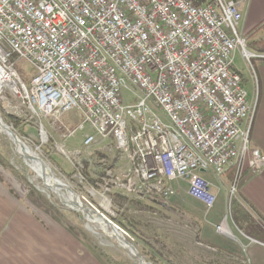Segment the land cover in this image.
Returning <instances> with one entry per match:
<instances>
[{"label": "built area", "instance_id": "obj_1", "mask_svg": "<svg viewBox=\"0 0 264 264\" xmlns=\"http://www.w3.org/2000/svg\"><path fill=\"white\" fill-rule=\"evenodd\" d=\"M240 20L238 0H0L1 93L53 121L77 110L83 123L62 126L66 137L89 125L84 148L113 141L125 162L107 174L115 189L166 199L184 190L209 210L204 173L233 169L234 191L246 172H264L250 145L256 101L233 67L237 51L252 58ZM19 60L36 69L28 87Z\"/></svg>", "mask_w": 264, "mask_h": 264}, {"label": "rangeland", "instance_id": "obj_2", "mask_svg": "<svg viewBox=\"0 0 264 264\" xmlns=\"http://www.w3.org/2000/svg\"><path fill=\"white\" fill-rule=\"evenodd\" d=\"M234 69L240 74L249 98L254 100L257 94L255 60L253 57L250 61L244 60L237 51ZM15 70L27 87L36 75L35 67L26 60H19ZM122 98L129 103L136 102L127 91ZM0 117L83 204L112 219L138 252L144 253L140 255L147 263L249 264L248 250L240 246L238 231L249 235L251 231L263 232L264 227L239 197L241 180L232 191L234 181L230 179L227 194L211 187L215 201L209 210L195 204L184 190L166 199L140 197L115 189L107 174L118 169L107 170L103 181L92 185L83 176V159L91 156L92 163L108 166L118 154L111 140H97L96 144L84 148V136L95 135L89 125L73 137H66L62 126L75 129L83 123L77 110L53 121L31 109L23 95L5 89L0 93ZM117 165L119 169L125 166L123 157ZM90 175L93 179L94 175ZM221 223L230 235L216 231ZM43 249L47 254H43ZM33 252L36 260L31 259ZM8 256L15 264H138L97 226L61 204L39 179L35 180L33 171L0 132V264H6L3 259Z\"/></svg>", "mask_w": 264, "mask_h": 264}, {"label": "crops", "instance_id": "obj_3", "mask_svg": "<svg viewBox=\"0 0 264 264\" xmlns=\"http://www.w3.org/2000/svg\"><path fill=\"white\" fill-rule=\"evenodd\" d=\"M238 11L241 20L236 28L237 35L241 39L247 37V49L251 52L256 64V109L250 145L264 154V0H238ZM206 175L208 176L206 177ZM202 176L211 184V187H216L218 192L227 194L230 187V175L227 172L220 178L210 172H206ZM217 181L218 184L215 183ZM238 192L239 197L250 207L254 218L264 227V172L258 176H251L246 172L238 185ZM187 197L195 204H200L189 196ZM224 231L225 234L230 235L227 228L224 227ZM251 232L246 235L238 231L240 234L239 244L248 250L246 258L249 264H264V231ZM28 252L30 255L29 249ZM43 254H47L44 249ZM31 255V259L36 260L35 253H31ZM3 261L6 264H15L12 257L9 256Z\"/></svg>", "mask_w": 264, "mask_h": 264}, {"label": "water", "instance_id": "obj_4", "mask_svg": "<svg viewBox=\"0 0 264 264\" xmlns=\"http://www.w3.org/2000/svg\"><path fill=\"white\" fill-rule=\"evenodd\" d=\"M0 130L14 146H20L23 149L27 161H29L30 163H33V161H35V158L31 156V154H29L27 145L3 122L1 117ZM40 181L43 187L59 186L60 193L67 200L72 210L80 213L88 223L97 226L104 234L114 240L123 250H125L131 257H133L138 264H149L140 255L135 246L130 243L128 236L120 228H118L112 221H110L98 210L83 204L79 200V197L70 189L68 185H66L59 179L50 180L44 175L40 177Z\"/></svg>", "mask_w": 264, "mask_h": 264}, {"label": "bare ground", "instance_id": "obj_5", "mask_svg": "<svg viewBox=\"0 0 264 264\" xmlns=\"http://www.w3.org/2000/svg\"><path fill=\"white\" fill-rule=\"evenodd\" d=\"M1 79V78H0ZM11 88H13L12 84H9ZM3 89V83L0 81V93L2 92ZM1 132V130H0ZM2 133V132H1ZM3 134V133H2ZM4 135V134H3ZM5 136V135H4ZM6 137V136H5ZM10 141V140H9ZM11 142V141H10ZM13 145V144H12ZM14 146V145H13ZM15 153L18 155V157L25 162V164L33 171L35 174V180L39 179L42 175L46 176L50 180L52 179H57L55 175L51 172V170L48 168V166L41 160L39 159L35 153L32 152V150L27 146V149L29 150V154L35 158V161L33 163H30L27 161L26 155L23 152V149L20 146H14ZM48 189L52 194H54L58 200L60 201L61 204L66 205L67 207H71L67 200L63 197V195L60 193V188L59 186H49L45 187ZM224 227L227 228L224 224L222 225L223 232ZM97 230V229H96Z\"/></svg>", "mask_w": 264, "mask_h": 264}, {"label": "trees", "instance_id": "obj_6", "mask_svg": "<svg viewBox=\"0 0 264 264\" xmlns=\"http://www.w3.org/2000/svg\"><path fill=\"white\" fill-rule=\"evenodd\" d=\"M246 38L247 37L244 38V41H245L246 47H248V43L246 41ZM12 120L16 121L15 118H12ZM117 154H118V156L114 158L113 163L111 165H108V166L102 165L100 163H98V164L92 163V157L91 156H88L85 159H83V176L85 177V181L91 183L92 185H95L96 183H98V182L100 183L103 181V178H105V176H106L107 170L108 171H112V170L115 171V170L119 169L117 163L119 160L122 159V156L119 152H117ZM89 170L91 171V173ZM227 173L230 175V179L233 180V176H234L233 169L228 170ZM90 174L94 175L93 179L91 178L92 175H90ZM149 199L152 202L157 201L156 198H149ZM32 217H33V219L35 218L34 216H32ZM110 220H112V219H110ZM35 222H36V220L34 219V223ZM41 225L43 226V224H41ZM63 230L68 232L66 228ZM139 252L141 255H144V253L141 252L140 250H139Z\"/></svg>", "mask_w": 264, "mask_h": 264}]
</instances>
